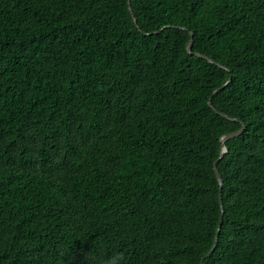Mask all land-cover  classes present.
I'll return each instance as SVG.
<instances>
[{
	"label": "trees",
	"instance_id": "obj_1",
	"mask_svg": "<svg viewBox=\"0 0 264 264\" xmlns=\"http://www.w3.org/2000/svg\"><path fill=\"white\" fill-rule=\"evenodd\" d=\"M113 257L264 264V0H0V264Z\"/></svg>",
	"mask_w": 264,
	"mask_h": 264
},
{
	"label": "water",
	"instance_id": "obj_2",
	"mask_svg": "<svg viewBox=\"0 0 264 264\" xmlns=\"http://www.w3.org/2000/svg\"><path fill=\"white\" fill-rule=\"evenodd\" d=\"M129 9H130V3H129ZM133 16V14H132ZM133 19L134 21H136L135 17L133 16ZM193 32L191 31L190 32V39L187 43V50L189 53H192V42H193ZM195 55L199 56V57H202L204 59H206L207 61H209L210 63H215L217 65H219L218 63H216L213 59H211L210 57H208L207 55H204V54H201V53H198V52H195ZM221 66V65H219ZM230 82V79L228 81H226L224 84H222L220 87H217L213 90V93H216L218 92L219 90H221L222 88H224L226 85H228ZM208 105L212 107V104H211V97L209 98L208 100ZM220 115H222L223 117L227 118V119H234L222 112H219L217 111ZM243 131V127H241L240 129L236 130V131H232V132H228V133H225L223 134L222 136H220V145H221V152H225L226 151V146H225V142L230 139V138H233V137H236L238 136L241 132ZM216 162L217 160L214 162V171H215V175H216V178L219 182V185H220V189L223 185V179L220 175V172L219 170L217 169L216 167ZM220 209H221V217H220V220H219V224H218V227H217V230H216V234H215V238H214V243L213 245L211 246L210 250L206 253V256H209L211 254V252L213 251V249L215 248L216 246V243H217V239H218V233L220 231V225H221V221H222V217H223V213H224V207H223V202H222V198H221V194H220ZM200 264H204L203 263V260L200 262Z\"/></svg>",
	"mask_w": 264,
	"mask_h": 264
},
{
	"label": "clouds",
	"instance_id": "obj_3",
	"mask_svg": "<svg viewBox=\"0 0 264 264\" xmlns=\"http://www.w3.org/2000/svg\"><path fill=\"white\" fill-rule=\"evenodd\" d=\"M119 257H113V258H110L106 264H119Z\"/></svg>",
	"mask_w": 264,
	"mask_h": 264
}]
</instances>
